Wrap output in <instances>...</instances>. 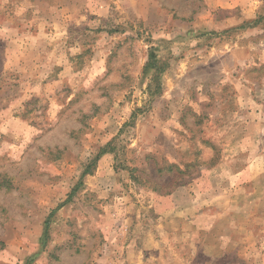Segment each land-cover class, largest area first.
<instances>
[{
    "label": "rangeland",
    "instance_id": "1",
    "mask_svg": "<svg viewBox=\"0 0 264 264\" xmlns=\"http://www.w3.org/2000/svg\"><path fill=\"white\" fill-rule=\"evenodd\" d=\"M0 264H264V0H0Z\"/></svg>",
    "mask_w": 264,
    "mask_h": 264
},
{
    "label": "trees",
    "instance_id": "2",
    "mask_svg": "<svg viewBox=\"0 0 264 264\" xmlns=\"http://www.w3.org/2000/svg\"><path fill=\"white\" fill-rule=\"evenodd\" d=\"M145 68L148 70V69H152V70H154L155 72H156V74L154 75L155 76V78H158V75H159V73L160 72H162V67L160 66V64H159V61L157 60V56H156V54H155V52H151L150 53V57H149V60H148V62H147V64H146V66H145ZM106 149H107V147H104V148H102L101 150H100V152H99V154L97 155V158L101 155V154H103L104 152H106ZM96 158V159H97ZM87 173H90V171L89 170H86V172H85V174H87ZM47 228H46V231H45V235L47 236Z\"/></svg>",
    "mask_w": 264,
    "mask_h": 264
},
{
    "label": "crops",
    "instance_id": "3",
    "mask_svg": "<svg viewBox=\"0 0 264 264\" xmlns=\"http://www.w3.org/2000/svg\"><path fill=\"white\" fill-rule=\"evenodd\" d=\"M171 199V198H170ZM173 199V198H172ZM167 201H169V203L171 202V200H168L167 199ZM174 204V203H173ZM170 205L169 206V208H168V211H167V214L168 215H171V216H175V214H176V207L174 206V205ZM160 212L159 213H161V214H163L165 211H163L162 209H160L159 210ZM173 214V215H172ZM174 216H173V218H174ZM167 226V228H169L170 226L169 225H165V227Z\"/></svg>",
    "mask_w": 264,
    "mask_h": 264
}]
</instances>
